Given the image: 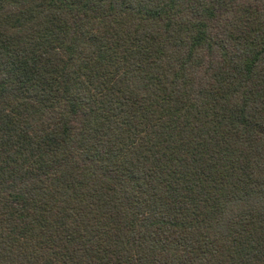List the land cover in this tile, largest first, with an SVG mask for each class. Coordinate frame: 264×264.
Returning a JSON list of instances; mask_svg holds the SVG:
<instances>
[{
  "label": "trees",
  "instance_id": "trees-1",
  "mask_svg": "<svg viewBox=\"0 0 264 264\" xmlns=\"http://www.w3.org/2000/svg\"><path fill=\"white\" fill-rule=\"evenodd\" d=\"M0 264H264V0H0Z\"/></svg>",
  "mask_w": 264,
  "mask_h": 264
}]
</instances>
